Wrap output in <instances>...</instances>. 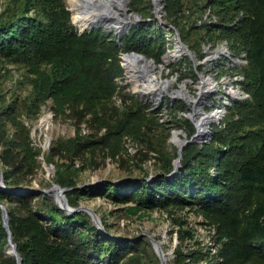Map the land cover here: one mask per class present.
Segmentation results:
<instances>
[{"label": "trees", "instance_id": "obj_1", "mask_svg": "<svg viewBox=\"0 0 264 264\" xmlns=\"http://www.w3.org/2000/svg\"><path fill=\"white\" fill-rule=\"evenodd\" d=\"M143 2L132 0L133 8L146 9ZM164 4L168 21L180 28L183 40L199 55L204 35L193 39L199 26H187L183 20L194 15L204 17V11L212 9L218 21L208 23L209 28L219 38L229 40L233 53L248 54L244 87L251 98L228 105L224 119L213 123L210 141L185 146L177 174L170 175L174 156L160 149L162 170L154 179L104 180L94 188L77 183L69 171L84 150L102 144L114 146L111 142L121 143L126 133L146 141L154 123L171 134L169 122L160 119L162 107L149 110L150 104L139 98L135 105L128 99L136 95L123 92L124 106L115 101L124 89L119 83L126 75L123 52L138 51L161 62L167 51V31L158 28L156 36L165 41L161 46L153 44L154 35L141 32L149 25L145 23L121 41L103 27L80 31L65 0H26L20 13L14 11L0 20V58L26 63L32 76L29 99H15L0 111V162L6 183V188L0 187V264L18 262L7 251L9 232L1 203L9 211L22 264H148L150 251L152 262L161 264L148 237L120 238L106 220L103 230L89 212L69 213L50 195L27 189L31 187L30 176L41 166L42 147L33 143L31 128L20 114L24 110L36 116L49 99L57 115L75 116L82 123L97 121L105 128V133L96 137L84 134L80 123L76 134L57 139L47 156L56 165L55 180L71 187L67 190L71 205L78 206L80 198L88 195L131 203L127 209L134 213L191 207L216 227L214 243L204 245L194 229L182 223L171 264H264V0H164ZM33 7L39 9V15L30 14ZM190 74L197 75L192 68L180 78ZM180 107L186 110L187 104ZM113 108L116 112L111 111ZM119 108L125 109L123 115ZM172 117L173 125L184 127L189 137L196 132L190 119ZM9 125L15 128L13 133ZM55 155L71 162L56 161Z\"/></svg>", "mask_w": 264, "mask_h": 264}, {"label": "rangeland", "instance_id": "obj_2", "mask_svg": "<svg viewBox=\"0 0 264 264\" xmlns=\"http://www.w3.org/2000/svg\"><path fill=\"white\" fill-rule=\"evenodd\" d=\"M65 1L68 8L72 12V20L74 24L81 31L83 28H81L75 21V12L70 0ZM151 2L152 5L149 4V0H144L143 6H146V9L137 10L133 8L132 0L128 1L127 6L130 7L128 12H132L134 14L137 13L139 18H136L134 20L131 27L126 28V31L122 34L121 39L133 28L139 27L143 23H145L149 25H147L141 32H146L149 35H154V45H164V39L161 37H157L156 35L158 33V28L161 27L159 17H162L168 22V14L165 10V6L162 9L158 10V7L154 5L153 0H151ZM25 4L26 0H0V20L7 19L8 15L13 13L14 11L20 13L24 9ZM114 7L117 8L119 6L114 5ZM122 13L124 14L125 11L123 10ZM30 14L39 15V9L37 7H33ZM138 19L140 20V22L138 21ZM151 23H153V25H151ZM100 27H103L106 31L114 33L118 37L119 33H117V30H115L114 27ZM165 31L168 30H165V28L162 29L163 33ZM195 33H197L196 35L202 34L204 33V29H200L197 32L195 31ZM173 40L174 46L176 45V39L174 36ZM183 57H185V55ZM170 65L168 64L164 67L159 64L157 65L156 68L159 71H162V78H172L175 75L173 74V70L175 71L176 68L173 67V69H170L168 67ZM29 69L30 68L26 63L16 61L7 56H2L0 58V111H4V109L15 99H19L20 101L29 99L32 94V76ZM140 78L144 79L143 77ZM181 81L182 80L180 78H177L174 81V86L169 87L167 93H165L166 102H169L170 100V94L168 92H172L174 87H178ZM119 83L124 86V89H121L120 93L115 97V101L117 104L121 105L122 107L124 106V104H122V92L124 94H135L137 96H135L134 98H129L128 102H134L136 105L138 98L143 101L142 97L138 95L135 90L136 86H134L133 82L129 78L128 70H126V75L123 78H119ZM189 87H191V89L195 91L194 87H192L191 85H189ZM179 99L181 98H176L177 104H175V107L169 110L170 121L168 122L170 124L171 134L168 133V130L165 127L160 125L158 126L154 123L152 130L149 131L150 136H148L149 138L146 141L138 137L135 133H126L121 139V143H118L117 141L111 142L112 144H114V146L102 144L84 150L83 153L76 158L75 163L72 164L69 170L70 173L74 175L76 182L81 185H89L94 188L102 184L104 180L117 181L128 177L140 178L145 176L150 179H154L157 172L162 170V160L159 158L160 149L169 152L174 156V159L178 156L179 148L176 143L172 142L171 136L172 129L178 127L173 125L174 118L172 117V115H176L178 116V118H183V111L182 109H180V105H182L183 103L178 101ZM205 99L212 101L213 95L205 97ZM147 101L148 99L146 100V102ZM203 102V105H201L202 108L206 109V111H209L211 106L208 103ZM119 110L120 115H123L125 109L119 108ZM189 110H193V105H190ZM111 111L116 112L114 108ZM50 115L52 118V123L49 129H46L45 123L43 126L35 129V125L40 124L45 117ZM20 116L31 128L33 143L37 146L42 147V154L39 156L41 166L34 176H30L28 185L41 189L49 188L53 185L54 182H57L55 180L56 170L50 176L44 162H49L47 160V156L49 157L52 146L56 143V140L74 136L73 130H77V127H79V124L82 123V120L79 121L75 116L57 115L53 108L52 99H49L48 102L42 106L40 113L36 116H29L26 112H24V110H22V114H20ZM86 118H91V115H87ZM211 119L212 118L209 119V122ZM214 121L210 122L211 127ZM83 123L89 124V133L93 134L96 137L101 136L105 133V128L103 129L104 126L102 127L97 121L93 122L90 120V122H88L85 120L83 121ZM144 128L148 130L147 127ZM10 131L13 133L15 131V128L13 126H10ZM47 134L51 135L52 139L46 151L43 152ZM187 136L189 137V133ZM85 138H88V136H85ZM210 140V136L206 135L205 137H203V142ZM131 146H134L135 149L131 150ZM1 149L2 147L0 146V152ZM113 151H115L114 154L112 153ZM55 160L60 162L66 161L67 163L71 162V160L61 158L59 155H55ZM49 163H53L55 165L54 162L50 161ZM0 166L2 168L1 162ZM50 196L56 201L53 194H51ZM79 202V205L83 204L84 206L93 208L101 217L102 222L103 220H106L115 236H118L120 238L125 237L138 240L143 237H147L144 235L150 234L163 242V246L167 252H171L173 249H176L177 245L180 242L178 230L183 223L182 225H184L185 227H192L194 229L196 237L201 239L204 245L211 246L214 243L213 239L216 233V227L209 224L202 213L192 209L191 207L171 209H146L134 213L131 210L127 209V206L131 203H115L106 196L87 195L80 198ZM188 244H190L189 240L185 242V247L187 249ZM8 250L9 249H7V251ZM148 255L149 258L146 259V262H148V264H157L155 261L152 262V260L150 259V257H152L151 251ZM172 258L173 257H171V259Z\"/></svg>", "mask_w": 264, "mask_h": 264}, {"label": "built area", "instance_id": "obj_3", "mask_svg": "<svg viewBox=\"0 0 264 264\" xmlns=\"http://www.w3.org/2000/svg\"><path fill=\"white\" fill-rule=\"evenodd\" d=\"M153 3L155 6L159 4L161 7L160 9L165 6L164 0H153ZM188 12L190 13V11ZM159 20L161 27L168 30L166 33L168 37L167 51L163 54V60L161 62H157L155 58L149 56L144 60L155 62L156 67L158 64L162 67L171 64L168 67L170 69H173V67L176 68L175 71L173 70V74L175 75L172 78H165L166 80L170 81V84H159V86H156V89L153 88V91L154 89L156 90L154 92L162 90L160 96H156L154 93H143L142 89L140 90V96L142 97L143 102H146L148 99L146 103L150 104L149 110H155L162 107L161 111L159 112L161 121H170L169 110L175 107V104H177L176 98H181L178 101L181 103L185 102L187 104V109L182 110L183 117L190 119L187 115L194 112V106L196 105V119L200 113L204 112L205 115L211 116V121L215 120L214 123L221 122L224 119V116L228 111L227 107L233 101L251 98V94L244 87V80L246 78L244 68L249 63L248 54L246 51H242L238 54L233 53L229 40L225 38H219L214 33V30L209 28L210 26L208 23L211 24L218 21V18L212 14V9L210 7L204 11V17L194 15L191 19L186 18L183 20V23L187 26H190L193 23L199 26V29L195 30L196 32L200 29H204V33H202L204 35L201 48L202 55H199L189 46L186 41L183 40L181 30L177 25L169 21L167 22V20H164L162 17H159ZM172 25H175L178 30L172 27ZM196 34L197 33L194 32L193 39L200 35ZM173 36L176 39V45L174 46ZM179 44L183 47L182 51L176 57L167 62L165 56L173 52V50H175ZM185 45H187L197 56V62H195L193 57L186 51ZM124 53L125 52H123V54ZM184 55L185 57H183ZM188 57L190 58V61L187 59ZM123 63L125 66L124 58ZM125 68L128 70L127 67ZM192 68L196 71L197 75L194 76L193 74H190L182 79L180 78L182 72L188 71ZM157 71L159 70L157 69ZM159 72H161L160 74L162 75V71L160 70ZM129 78L134 84L133 78L130 76V74ZM177 78H180L182 81L179 83L178 87L173 88L172 92H168L170 94V100L169 102H166L165 93H167L170 86H174V81ZM161 79L164 78L161 76ZM189 85L194 87L195 91H193ZM211 95H213L212 101L205 99V97ZM173 97H175V99ZM199 100L200 102L204 100L203 103H208L211 106L210 110L206 111V109H203L202 106L198 108L197 105ZM190 105H193V110H189ZM190 120L193 121L192 119ZM193 122L198 129L199 127L196 123L197 121ZM208 126H210V123ZM210 128L212 130L211 126ZM81 130L84 134H87L90 132V127L87 123H82ZM176 130L181 131V137H188V132L184 129V127L173 128L172 135L174 132L175 136ZM76 131V129L73 130V135L76 134ZM172 142L176 143L178 146V141L174 138ZM130 148L131 150L135 149L134 146H131Z\"/></svg>", "mask_w": 264, "mask_h": 264}, {"label": "bare ground", "instance_id": "obj_4", "mask_svg": "<svg viewBox=\"0 0 264 264\" xmlns=\"http://www.w3.org/2000/svg\"><path fill=\"white\" fill-rule=\"evenodd\" d=\"M70 2L75 12V21L81 28L85 30L93 28L96 24H103L102 26H104L105 28L114 27L115 30L120 32L123 29L128 28L136 18H139L137 14H129V10H126L127 4L125 0H70ZM107 4H110L113 9L118 13L117 15H113V19L108 18L111 12H107ZM114 5H118L119 7L116 8L114 7ZM157 7L158 10H160L161 7L159 6V4H157ZM123 10L125 11L124 14L122 13ZM182 49L183 47L179 44L177 48L173 50V52L166 55L165 59L167 60V62H169V60H171L172 58L176 57L182 51ZM124 61L129 70L130 76L133 78L134 86H136L135 90L142 89L143 93H154L156 96H160L162 90L154 92L156 91V86H159V84H170V81L166 79H161V72L157 71L155 62L149 60L135 59L130 55H126ZM140 77H143L144 80ZM153 88H155L154 91ZM200 100L197 105L198 108L201 107L202 102L204 101L202 100L200 102ZM210 118L211 116L205 115L204 112L198 115L197 124L200 129L199 133L197 134L198 137L203 139V137L208 135V125L210 123ZM44 123L46 129H49L51 127V115L45 117L39 124V127L43 126ZM181 136V131L176 130L174 139L180 141V139L183 138ZM52 194L56 196L55 193ZM161 243L163 245V242Z\"/></svg>", "mask_w": 264, "mask_h": 264}, {"label": "water", "instance_id": "obj_5", "mask_svg": "<svg viewBox=\"0 0 264 264\" xmlns=\"http://www.w3.org/2000/svg\"><path fill=\"white\" fill-rule=\"evenodd\" d=\"M128 1L129 0H125L126 4L128 3ZM129 9H130V7L127 6L126 10H129ZM106 10H107V12H111V14L109 15L108 18L113 19V15L118 14L110 4H107ZM129 14L131 15L134 13L129 12ZM136 14H134V15H136ZM138 21L140 22L139 19H138ZM102 25L103 24H96L93 28H95V27L99 28ZM131 25L129 27H131ZM172 27H174L175 29L178 30V28L175 25H172ZM93 28H91V29H93ZM84 30L85 29H82L81 31H84ZM125 31H126V28L120 32L117 31V33H119L118 34V40L119 41H121V36ZM185 47H186V51L193 57L195 62H197L198 61L197 56L192 52V50L187 45H185ZM126 55H130L133 58L140 59V60H144V59L148 58V56L146 54L138 52V51H127V52H125L123 54L124 59H125ZM125 67H127L126 64H125ZM136 92L138 95H141L140 90H136ZM175 97H173V98L175 99ZM195 112H197L196 105L194 106V112L188 114L187 116L196 122L197 119H196V115H195L196 113ZM38 128H39V124L35 125V129H38ZM199 130L200 129L198 128L197 131L191 137H183L182 139H180V141H178V143H177L178 148H179L178 149V156L174 159V169L170 175H175L180 171V169L182 167V162H183L184 148L189 142H202L203 143V139L198 137V135H197L199 133ZM208 130H209V133L207 136H210L212 139L213 138V131L211 130L210 126H208ZM173 136H174V132H173V135L171 136V140H173V138H174ZM51 139H52V136L47 134L46 135V141H45L44 148H43V152H45L47 147L50 145ZM44 164H45L46 168L48 169L49 174L52 175L56 170V165H54L53 163H49L47 161L44 162ZM0 186L2 188H6V183H5V179H4V171L1 168V166H0ZM18 188H20V187H18ZM69 188H71V187H65V186H62L58 182H54L53 185L49 188L41 189V188H36V187H28L27 189H29V191L31 193H34V194L44 193V194H50L51 195L52 193H55L56 202L60 205L61 208L66 209L69 213L79 211V210H86L90 213V215L92 216L94 221L98 224V226L101 229L106 230V229H104V224L102 222L101 217L93 208H91L89 206H84L83 204H80L78 206H73L70 204L69 198L67 196V190ZM1 207L3 209L4 226L6 227V229L9 232V248H8L9 250H8V252L17 258V261H18L17 264H22L23 258H22V255H21L19 249H18V244L13 237V232H12L11 225H10L9 211H8L5 204L1 203ZM144 236H147L152 241L153 246L155 248V251H156L157 255L159 256V258L161 259V263L162 264H171L169 259H171V257H174L175 249H173L171 252H167L165 250V248L163 247L161 241L158 238H156L150 234H147Z\"/></svg>", "mask_w": 264, "mask_h": 264}]
</instances>
